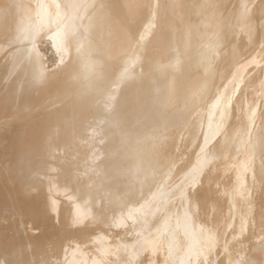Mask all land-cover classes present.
Here are the masks:
<instances>
[{
    "label": "bare ground",
    "instance_id": "6f19581e",
    "mask_svg": "<svg viewBox=\"0 0 264 264\" xmlns=\"http://www.w3.org/2000/svg\"><path fill=\"white\" fill-rule=\"evenodd\" d=\"M0 54V264H264V0H0Z\"/></svg>",
    "mask_w": 264,
    "mask_h": 264
},
{
    "label": "rangeland",
    "instance_id": "374dc122",
    "mask_svg": "<svg viewBox=\"0 0 264 264\" xmlns=\"http://www.w3.org/2000/svg\"><path fill=\"white\" fill-rule=\"evenodd\" d=\"M145 21H146V20H145ZM145 21H144V22H145ZM141 22H142V23H141ZM141 22L139 23L140 26L143 25V23H144L143 21H141ZM143 26H144V25H143ZM143 26L141 27V28H142V31H143ZM200 27H201V26H200ZM138 28H139V26L136 28L134 35L136 34V32H138V31L141 29V28H140L139 30H137ZM201 28H202V27H201ZM138 33H140V32H138ZM138 33H137V34H138ZM141 34H142V32H141ZM136 36H137V35H136ZM136 36H135V37H136ZM135 39H136V38H135ZM137 39H138V38H137ZM209 42H210V41H208V44H209ZM203 43H204V42H203ZM203 43H202V44H203ZM205 43H206V42H205ZM210 43H211V42H210ZM44 44H45V43H43V46H42L43 48H42V49H43V50L45 51V53L47 54V55H46V56H47V59H48L47 67H48L49 69H52V70H53V69L55 68V65L57 64V63H56V62H57V60H56L57 58H56L55 55H53L52 51L50 50L49 45H48V44H45V46H44ZM134 44L138 45L139 43L137 44V42H136V43H134ZM9 45H10V46H9ZM136 45H135V48H136ZM206 45H207V43H206ZM206 45L204 44V46H206ZM11 46H13V45H11L10 43L7 44V45H6V48H5L6 51H3V54H5V55H4L5 58L3 57L5 62L8 61V60L10 59V54H11L10 52H11L12 50H14V49H13L14 46H13V48H12ZM204 46H203V47H204ZM137 47H138V46H137ZM201 47H202V46H201ZM201 47H200V48H201ZM9 48H11V51H10ZM8 49H9V50H8ZM256 50L258 51V48H256V46H251L250 48H248L247 50H245V51L243 52V54H242L241 57H240L241 60L246 59L247 56L250 55V53H252V52H254V51H256ZM7 51H8V53H9V55H8L7 58H6V54H7L6 52H7ZM16 51H17V50H14L13 52L16 53ZM201 51H202V50H199L198 53L201 52ZM207 51H208V50H207ZM202 52L204 53V50H203ZM143 53H144V51H143ZM203 53H202V54H203ZM246 53H247V54H246ZM144 54H145V53H144ZM248 54H249V55H248ZM0 55H2V54H0ZM2 56H3V55H2ZM194 56H195V58H197L196 56H198V54H196V55H194ZM199 56H200V55H199ZM199 56H198V57H199ZM3 58H2V60H3ZM193 58H194V57H193ZM188 59H191V58H188ZM188 59H186V61H187ZM4 61H3V62H4ZM188 61H189V60H188ZM3 62L0 60V63H3ZM5 62H4V63H5ZM133 68H134V66H133ZM162 68H163V67H162ZM162 68L160 67V68L152 69V70L148 71L147 73H148L149 75H154V74H156L158 71L162 70ZM118 69H119V68H118ZM115 70H116V71H113V72L111 73V76H110L111 78H112V77H113V78L116 77V74H117V73L115 74L114 72H117V68H116ZM133 70H134V69H133ZM135 70H136V68H135ZM155 70H156V71H155ZM140 71H141V70H140ZM255 71H256V70H254L253 73H254ZM149 72H150V73H149ZM114 74H115V75H114ZM108 77H109V76H108ZM113 78H112V80H111L110 78L106 79L105 82H104L103 84H101V85H103V86H101V87L99 86V88L101 89V88H103L104 85H105V89H106V86H107L109 83H110V84L113 83V82H112V81H113ZM108 80H110L112 83L109 82ZM114 80H116V78H115ZM21 82H22V80H21ZM105 83H106V84L108 83V84L106 85ZM22 84H23V82L21 83V85H22ZM110 84H109V85H110ZM108 87H109V86H108ZM97 89H98V88H97ZM97 89H96V90H97ZM100 89H99V92H98V93H95V90H93V91H94L93 95H92L91 93H89V95L87 94L86 99H87L88 97H90V95H92V96L88 99V100H89V101H88V102H89V104H88V107H89V108L92 107V106L97 107L98 104L104 100L103 97H104L106 94L104 93L105 95L101 97V95H100L99 93L102 94L104 91L107 93V90H105L104 88H103L104 90H100ZM109 89H110V88H108V90H109ZM120 89H121V88H120ZM37 94H38V93H37ZM97 95H99V96H97ZM102 95H103V94H102ZM94 96H95V97H94ZM152 96H153V97H152ZM98 97H99V99H100V97H101V99L99 100L100 102H98V100H97ZM154 97H155L154 94H152L151 97L149 98L150 102H151L152 100L154 101ZM72 98H73V97H71L70 99H72ZM151 98H152V99H151ZM70 99H69V100H70ZM52 100H53V101H52ZM52 100H50V102H49V103L51 104V105L49 104L51 108H53V106H54V108H55L56 105H57L59 102H60L59 104H60L61 106H62L63 104H65L64 102H67L66 100H61V99H59V98H54V99H52ZM55 100H56V101H55ZM58 100H59V102H57ZM60 100L62 101V103H61ZM90 100H91V101H90ZM93 100H94V101H93ZM101 100H102V101H101ZM106 101H107V100H106ZM52 102H53V103H52ZM54 102H57V104L54 103ZM97 102H98V103H97ZM93 103H94V105H93ZM262 103L264 104V100H261L260 104H262ZM52 104H53V105H52ZM95 104H96L97 106H96ZM156 104H158V103L155 101V102L153 103V105H152V110H154V111H156V109H159L158 107H161L159 104L156 106ZM263 104H262V105H263ZM57 106H59V105H57ZM61 106H60V107H61ZM155 106H156V107H155ZM54 108H53V109H54ZM56 108H57V107H56ZM58 108H59V107H58ZM85 110H87V109H85ZM77 111H78V110H77ZM77 111H76V112L74 111L76 114H75V113L72 114V118H73V117H75V118H74V119L70 118V121H69V122H74V123L77 122L78 124L80 123V125H81V124H86L87 121H89L90 119H93L94 117L97 116V114H96L95 111H92V112H93V114L96 115V116H94V115L92 114V115H93V116L91 115L92 118H91V117H89V118L86 117V116H90V115H89L90 113H89L88 110H87L88 112L86 111V113H84V112H85L84 109H83V110H79L78 112H77ZM82 111H83V115H84V114H85V115L88 114V115H86V116L84 115V116H85V117H84V116L82 115ZM78 113H79V114H78ZM80 113H81V114H80ZM157 113L159 114V116H161V115L163 116V114H160L161 112H160V113L157 112ZM162 113H164V111H163ZM74 114H75V115H74ZM77 115H78V116H77ZM81 115H82V116H81ZM76 116H77V119H80L79 122L76 120ZM79 116H80V117H79ZM157 116H158V115H157ZM82 117L87 119V120L84 119V120H86V122H85L84 120H82V119H83ZM71 120H72V121H71ZM73 120H74V121H73ZM75 120H76V121H75ZM81 120H82V121H81ZM83 121H84V123H82ZM91 121H92V120H91ZM77 123H76V124H77ZM185 149H186L185 147H184V149L182 148V150H180L181 152H180L179 150H176V151H175L176 156H174L175 159H179V158L181 157V156H179V155H182V153L184 154L185 151L187 152V154H186V152H185L186 155L184 156V158L186 159L187 156H188V154H189V153H188L189 151H187V149H186V150H185ZM178 156H179V157H178ZM176 157H177V158H176ZM36 158H38V157H36ZM39 158L41 159L40 156H39ZM36 160L39 161V159H35V161H36ZM38 161H36L35 163L37 164ZM40 161H41V160H40ZM42 163H43V161L39 162V165H34V166L32 165V167H33L32 169L38 168L39 166H41V167H40V169L38 168L39 170H38V169H37V170L35 169V170H34L35 172H33V170H31V172H33V174L31 173L32 176L30 175L31 178H33V177H34V178H37V176H39V175L41 176V174L43 175V173L46 172V168H44V167H46V164H45V162H44V164H43V165H44V167H43L44 170H43V169H42ZM181 163H182V162H181ZM41 169H42V170H41ZM38 171H40V172H38ZM41 171H42V173H41ZM38 173H39V174H38ZM34 174H35L36 176H35ZM220 176H221V177H220ZM215 180H216V181L213 182V183H214V184H213V185H214V187H213V190H214L213 194H214L215 196H221V195H222V188H223L224 184H225V185H228V184H230V182H231V173H227V174H225V175H218V176L216 177ZM217 180H218L219 182H218ZM215 183H216V184H215ZM26 210H27V209H26ZM30 215H31V211L28 209V210L26 211L25 217L23 218L24 221H28V220L30 219L29 217H31ZM28 216H29V217H28ZM13 219L16 220V218H11V219H9V220H8V219H5V218H0V227L3 228L4 233L7 232L6 235H8V236L15 235L16 232H17L16 230H14L13 227L10 226V224H11L10 222H13V221H14ZM12 220H13V221H12ZM35 225H36V226H35V229L33 230V232L35 233V235H36V234L39 235V234L42 232L41 229H40V228L42 227V223L38 224V226H39L38 228H36V227H37V224H35ZM8 227H9V228H8ZM51 227H52V226H51ZM12 228H13V229H12ZM20 228H22V225H20ZM53 228H54V227H53ZM53 228H52L51 230H53ZM39 229H40V230H39ZM55 230H56L55 228H54L53 231H50V229H49L48 234H49L50 232H53V233L51 234V235H52V236H51L52 239H49L50 236H48L49 238H48V237H46V238H42L43 240H45V243H46V241H47V243H49V244H45L44 242H43L44 244L42 243L43 246H45V249L43 248L45 251L42 249V247H43L42 245H40V246H42V247L39 246V244H41V243H39L38 246H37V242H36V243H33V242H34L33 240H30V238H29L26 234L24 235V241H25V244L23 243V244H24L23 247H25V250H24V248H22V249L25 251L26 256H27L28 259H30V260L33 261L34 258L37 257V255H36V257H33V256H35L34 253H37V252H38V250H37L38 248H37V247L41 248V250L39 249V252L43 250L44 254H41V255H43V257H44V255H45L46 251H49V250H52L53 248H56V245L58 244V242L60 243V241H58V240H56V239H58V238L60 239V235H59V234H60L61 232L58 234V238H57V233L59 232V229L56 230V231H58V232H56V233H55ZM5 231H6V232H5ZM10 231H11V232H10ZM60 231H61V229H60ZM36 232H38V233H36ZM62 232H64V231L62 230ZM230 232H231V230H229V231L226 233V235H224V237L226 236V237H225V240H226V239H229L228 237H229V235L231 234ZM53 234H55V235H54L55 237H53ZM62 234H63V233H61V237L63 236ZM68 234H69V233H68ZM64 235L67 236V233H65ZM69 236H70V235H68L67 237H69ZM230 236H231V235H230ZM64 237H65V236H64ZM64 237H62V239H61V240H62L61 243H66V242H67V240H65ZM253 237H254V236L250 237V239H248V240L246 241V243L242 246V247H244L243 249L249 251V250H251V248H253V247L255 246V244H257V242H258L257 239H256V238H253ZM47 238H48L49 240H48ZM53 238H54V239H53ZM69 238H70V237H69ZM69 238H67V239L70 240ZM28 239H29V240H28ZM42 239H41V240H42ZM252 239H253V240H252ZM39 240H40V239H39ZM39 240H38V241H39ZM53 240H54V241H53ZM63 240H64V241H63ZM29 241H30V242H29ZM49 241H50L51 243H50ZM248 241H251V242H248ZM252 241H253V242H252ZM255 241H256V242H255ZM39 242H40V241H39ZM27 243H28V244H27ZM31 243H32L33 245H32ZM53 243H54V245H55V244H56V245H55V246L52 245ZM253 243H254V244H253ZM29 244H31L32 247H31ZM35 244H36V245H35ZM47 245H48V246H47ZM49 245H50V249H49ZM51 245L54 246V247H52V249H51ZM27 246H28V247H27ZM36 246H37V247H36ZM245 246H246V247H245ZM33 247H34V248L36 247L35 249H36L37 251L33 250V249H34ZM30 248H31V249H30ZM28 249H29V250H28ZM26 250H27L28 252H27ZM32 250H33V251H32ZM28 253H29V254H28ZM37 254L39 255L40 253H37ZM32 255H33V256H32ZM29 256H31V257H29ZM221 256H223V255H220L219 258H218L220 261H221V259L223 258V257H221ZM41 257H42V256H41ZM32 258H33V259H32ZM219 260H218V261H219ZM220 261H219V262H220Z\"/></svg>",
    "mask_w": 264,
    "mask_h": 264
}]
</instances>
